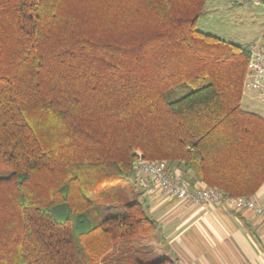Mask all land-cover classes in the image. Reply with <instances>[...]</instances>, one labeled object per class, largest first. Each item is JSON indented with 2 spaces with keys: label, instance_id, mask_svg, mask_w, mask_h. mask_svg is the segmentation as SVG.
<instances>
[{
  "label": "trees",
  "instance_id": "trees-1",
  "mask_svg": "<svg viewBox=\"0 0 264 264\" xmlns=\"http://www.w3.org/2000/svg\"><path fill=\"white\" fill-rule=\"evenodd\" d=\"M206 1L0 0V264H178L134 246L157 229L140 157L229 196L261 187L250 51L197 27Z\"/></svg>",
  "mask_w": 264,
  "mask_h": 264
},
{
  "label": "crops",
  "instance_id": "crops-1",
  "mask_svg": "<svg viewBox=\"0 0 264 264\" xmlns=\"http://www.w3.org/2000/svg\"><path fill=\"white\" fill-rule=\"evenodd\" d=\"M260 114L264 116V111ZM177 172L181 173L180 168ZM197 186L206 187L194 181L193 187ZM138 191L157 224L152 237L134 242L147 259L170 258L178 264H264V215L249 208L236 210L228 203L186 202L156 187ZM248 197L264 204V183ZM144 239L153 241L145 244Z\"/></svg>",
  "mask_w": 264,
  "mask_h": 264
},
{
  "label": "rangeland",
  "instance_id": "rangeland-1",
  "mask_svg": "<svg viewBox=\"0 0 264 264\" xmlns=\"http://www.w3.org/2000/svg\"><path fill=\"white\" fill-rule=\"evenodd\" d=\"M197 27L251 51L256 49L263 41L264 3H257L254 0H207L203 13L197 21ZM243 92L242 106L247 110L262 113L264 104L260 99L249 90L243 89ZM164 161H166L167 168L171 172L168 161ZM2 174H4V171L0 170V175ZM134 176L136 177V172ZM135 177L132 178V182H135L133 184H136L135 186L139 190L142 186L138 184ZM100 208L103 216L124 213V207L120 206L102 204ZM147 236L152 237V234L137 237L133 241L135 242L138 238ZM152 241V239L149 241L144 239L142 242L151 244ZM128 253L130 254V252Z\"/></svg>",
  "mask_w": 264,
  "mask_h": 264
},
{
  "label": "built area",
  "instance_id": "built-area-1",
  "mask_svg": "<svg viewBox=\"0 0 264 264\" xmlns=\"http://www.w3.org/2000/svg\"><path fill=\"white\" fill-rule=\"evenodd\" d=\"M264 3V0H254ZM244 89L256 92L264 104V36L262 43L250 51ZM136 181L144 188H159L181 200L200 204L228 203L236 210L252 209L264 215V204L252 197L229 196L222 190L212 187H190L180 172H170L164 160H148L140 157L136 163Z\"/></svg>",
  "mask_w": 264,
  "mask_h": 264
}]
</instances>
